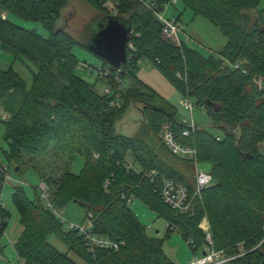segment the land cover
<instances>
[{"label": "trees", "instance_id": "1", "mask_svg": "<svg viewBox=\"0 0 264 264\" xmlns=\"http://www.w3.org/2000/svg\"><path fill=\"white\" fill-rule=\"evenodd\" d=\"M86 1L103 13L99 21L113 15L107 3L117 5L116 15L128 20L132 28L127 64L118 70L101 59L102 68L111 72L102 80L115 88L109 95L99 93L78 74L80 65L73 49L81 46L89 51L86 44L92 24L84 40L55 27L67 0H0V10L7 14L5 18L0 14L1 49L37 67L29 87L12 68L0 67V105L7 115L1 120L7 145L2 163L10 171L14 164L20 172L24 158L43 156L53 144L81 156L84 163L78 174L66 170L52 179L38 173L48 185L49 200L58 209L73 203L85 212L94 234L123 244L117 251L90 252L84 236L66 229L38 190L35 199H30L19 185L12 195L22 226L14 244L19 264H77L69 253L86 264H174L162 243L146 235L130 207L128 199L132 198L141 199L166 218L167 237L179 233L195 253L206 246L200 227L205 217L214 250L228 256L243 254L231 264H264V10L253 21L247 15L262 0H177L184 10L204 16L226 37L225 48L208 58L183 40L177 46L165 39L163 25L138 0ZM153 1L160 12L170 2ZM172 8L176 10V5ZM11 14L41 22L49 35L17 25L9 19ZM180 17L181 13L176 19ZM142 59L151 61L185 97L206 108L212 127L222 135L196 126L183 136L188 125L179 122L175 111L138 79ZM236 64L240 69H235ZM117 76L130 84L120 88ZM258 79H262V89L255 83ZM130 104L142 114L136 137L116 131ZM165 122L172 125L180 144L196 150L198 163L211 166L213 183L193 199L186 214L166 205L159 194L163 178L183 184L190 198L196 190L195 162L173 154L159 136ZM151 170L157 172L153 180L147 177ZM4 184L0 171V193ZM9 217L0 208V235ZM52 237L66 246L67 253L50 243ZM3 252L0 245V257Z\"/></svg>", "mask_w": 264, "mask_h": 264}, {"label": "rangeland", "instance_id": "2", "mask_svg": "<svg viewBox=\"0 0 264 264\" xmlns=\"http://www.w3.org/2000/svg\"><path fill=\"white\" fill-rule=\"evenodd\" d=\"M106 8L112 13L119 10L117 5L113 3H107ZM261 10H264V0L261 1L257 8L247 11V15L253 21ZM179 13H181L180 23L182 30L180 37L184 40L189 37L187 42L189 48L198 51L204 58H208L210 55H218L225 48L227 39L222 32L204 16H195L191 10H184L181 3H176V10L169 7L165 12V17L171 18L174 16V18H177ZM0 14L3 18L7 15L5 11L1 10ZM103 16L101 11L91 7L86 0H67V6L62 10L60 19L55 27L65 29L78 40H84L90 32L89 26L92 24V29L97 27L99 24L97 21L101 20ZM9 19L17 25L27 29H34L43 36L49 35L48 30L41 22L24 20L12 14L9 15ZM73 53L78 58L79 65L85 66V68L79 67L78 74L90 84L95 85V89L102 94V91L107 86L109 87V85L105 84V81L99 80L98 70L102 67L103 61L81 46H75ZM138 66V79L154 90L164 104L175 111V117L179 122L190 121L192 118L196 126L206 128L215 135H222V132L212 127V121L207 109L197 106L194 99H192L194 105L192 112L183 108L182 102L185 100V96L151 61L142 59ZM0 67L3 69L12 68L26 82L28 87L32 84L33 73L37 71L34 63L27 59H16L13 55L5 53L1 46ZM128 81H124L123 87L130 84V81L129 83ZM130 105L127 113L117 123L116 131L129 137H136L141 129L142 114L134 105ZM5 118H7V115L3 114L0 105V160L3 162H5L3 151L7 150V145L3 141L4 127L1 124V120ZM83 163L84 160L81 156L65 153L53 144L49 152L43 156L24 158L23 164L20 165V172L15 171V165L11 164L14 181L6 182L0 193L4 208L10 213L5 231L0 235V245L4 249L3 255L0 257V264H19L14 244L20 236L22 226L20 224V213L12 200L15 188L21 185L30 199H35L36 190H38L39 195L42 192L50 194L48 185L41 181L40 176L55 179L66 170L78 174L82 169ZM197 168L202 173H208L211 170V166L206 163H198ZM130 207L140 224L144 227L146 235L162 243L164 253L174 264H189L196 255L199 257L202 255V250L195 253L179 233L172 232L167 237L166 233L169 225L167 219L159 217L141 199L132 198ZM63 211L67 221L76 225L84 224L88 228L90 227V224L85 219V212L73 203L63 208ZM65 228L68 229L67 226ZM53 238H50V242Z\"/></svg>", "mask_w": 264, "mask_h": 264}, {"label": "built area", "instance_id": "3", "mask_svg": "<svg viewBox=\"0 0 264 264\" xmlns=\"http://www.w3.org/2000/svg\"><path fill=\"white\" fill-rule=\"evenodd\" d=\"M143 6L146 8L152 10L157 17L158 21L163 25L162 30V36L176 44L177 46H181L182 40L185 42H188L187 37L185 40L180 37L181 33V23L176 18L171 17L167 18L165 17V12L169 7H172L173 5H176L177 0H170L168 4H166L163 8V11H157L156 10V4L153 0H138ZM111 14L116 15L117 12H111ZM85 68V66H80ZM235 69H240L239 64L235 65ZM120 70V69H118ZM99 71V77L101 80H107L110 77V70L109 69H103L102 67L98 70ZM245 72L244 70H242ZM116 84L119 87H122L124 82L122 81L119 76L116 78ZM255 83L258 84V88L262 89V79L255 80ZM115 88L113 86L109 87L107 86L105 90H103L102 94H112L114 92ZM111 105H115V101L111 102ZM183 108L186 111L192 112L194 109V105L192 103V100L186 96L185 100L182 102ZM185 124L188 125V128L183 131V136H189L191 131H194L196 128V125L193 122V119L191 118L190 121L185 120ZM160 138L162 139L163 143L172 151L173 154H176L178 156L188 158L190 160H193L196 164V171H197V177H196V190L194 193V196L192 198L189 197L188 189L181 183L176 182L172 179L163 178L162 180V187L160 189V196L163 200V202L171 207L173 210L179 212L180 214H186L191 210V205L193 202V199L198 196H201V193L204 189L209 187L213 183V177L210 172L208 173H202L198 168V162L196 157V150L192 147L184 146L180 144L177 140V135L173 131L172 125L169 122H165L161 125ZM131 166H128L130 168ZM0 171L4 174L5 183L14 181L12 177V173L9 169V167L2 163L0 160ZM157 172L154 170H151L147 177L153 178L156 176ZM110 184V181H106V186ZM42 199L45 201L46 206L53 212V214L60 220L62 224L67 226L69 229H73L79 232L82 236H84L85 240L88 243L89 251L94 252L96 249H103V250H119L120 246L123 244V242L118 240H113L108 237L104 236H98L94 234L91 230V228L87 227L86 225H76L72 222L67 221V219L64 217V211L63 209L55 208L52 202L49 200L48 194L45 192L41 193ZM124 198V197H123ZM129 202L132 201V199H128ZM4 207L1 199H0V208ZM1 221V220H0ZM201 229L206 234V246L203 252H205V255L195 256L194 259H192L189 264H231L232 260L236 259L237 257L243 255H237V256H228L223 251H216L214 250L213 241L210 233V225L206 218L203 219L202 223L200 224Z\"/></svg>", "mask_w": 264, "mask_h": 264}, {"label": "water", "instance_id": "4", "mask_svg": "<svg viewBox=\"0 0 264 264\" xmlns=\"http://www.w3.org/2000/svg\"><path fill=\"white\" fill-rule=\"evenodd\" d=\"M97 22L99 24L93 28L86 46L91 53L120 69L128 61L127 47L132 33L130 23L117 15H109Z\"/></svg>", "mask_w": 264, "mask_h": 264}, {"label": "crops", "instance_id": "5", "mask_svg": "<svg viewBox=\"0 0 264 264\" xmlns=\"http://www.w3.org/2000/svg\"><path fill=\"white\" fill-rule=\"evenodd\" d=\"M7 15H5L6 17ZM4 17V18H5ZM3 111V109H2ZM3 114L6 115L3 111ZM56 249H58L60 252L62 253H67V248L64 246V244L62 242H60L59 240H57L56 238H53L52 241L50 242ZM69 257L74 260L77 264H86L84 261H82L79 257H77L76 255L69 253Z\"/></svg>", "mask_w": 264, "mask_h": 264}]
</instances>
